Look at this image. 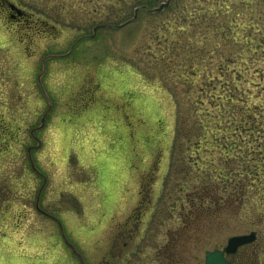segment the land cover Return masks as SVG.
Here are the masks:
<instances>
[{
	"label": "rangeland",
	"instance_id": "374dc122",
	"mask_svg": "<svg viewBox=\"0 0 264 264\" xmlns=\"http://www.w3.org/2000/svg\"><path fill=\"white\" fill-rule=\"evenodd\" d=\"M10 1L0 264H264V0Z\"/></svg>",
	"mask_w": 264,
	"mask_h": 264
},
{
	"label": "flooded vegetation",
	"instance_id": "af4514ba",
	"mask_svg": "<svg viewBox=\"0 0 264 264\" xmlns=\"http://www.w3.org/2000/svg\"><path fill=\"white\" fill-rule=\"evenodd\" d=\"M1 15L4 16V20H5V24H1V26L3 27V32H5V34H9L10 32L14 33H21L22 31H24L27 28V31H31V28H33V30L36 31L35 35L38 36H48L49 34H47V30H54L55 28L53 26H48L47 23L41 21L40 24H37L36 22H33L32 19V15L26 13L25 10L21 9L16 3L11 2L10 0H0V17ZM22 26V27H21ZM28 35V34H25ZM13 37V36H12ZM23 38L24 36L20 37H16L13 38L15 39V41L19 44L20 42V46L22 47L23 45ZM25 39V38H24ZM23 49V48H22ZM60 56V55H58ZM56 55H52V54H46L45 56H43L41 64L45 65L47 63V61H49L50 59H53L55 57H58ZM139 218V215H138ZM238 252V250L233 254L235 255ZM233 255H229L226 256L227 259L234 263V264H246V263H242L239 262L238 260L232 261L229 259L230 256ZM236 256V255H235ZM234 256V257H235Z\"/></svg>",
	"mask_w": 264,
	"mask_h": 264
},
{
	"label": "water",
	"instance_id": "95a60500",
	"mask_svg": "<svg viewBox=\"0 0 264 264\" xmlns=\"http://www.w3.org/2000/svg\"><path fill=\"white\" fill-rule=\"evenodd\" d=\"M170 0L165 1L164 3L159 4L158 7L149 9L145 6L139 7L137 9L134 10V16L131 20L121 24V25H117L114 26L115 28H120L121 26H123L124 24L130 22V21H134L137 17V12L141 9L148 11L149 13H154V12H160L161 10H163L164 8H166L169 5ZM102 26H98L95 27L93 29V32H95V30L97 28H100ZM93 36V35H92ZM80 39L77 40V42ZM255 239V235L253 233L248 234V235H241V236H233L230 237L227 240V244L225 246V248L223 249V251L220 250H213V251H207L205 252V258H204V263L203 264H232L231 262H229L224 255L225 254H232L235 253L237 248L248 244L252 241H254Z\"/></svg>",
	"mask_w": 264,
	"mask_h": 264
},
{
	"label": "trees",
	"instance_id": "16d2710c",
	"mask_svg": "<svg viewBox=\"0 0 264 264\" xmlns=\"http://www.w3.org/2000/svg\"><path fill=\"white\" fill-rule=\"evenodd\" d=\"M64 3H67L68 0H62ZM137 2H139L136 6V7H140V6H146V7H149V2L145 1V0H137ZM134 10V9H133Z\"/></svg>",
	"mask_w": 264,
	"mask_h": 264
}]
</instances>
